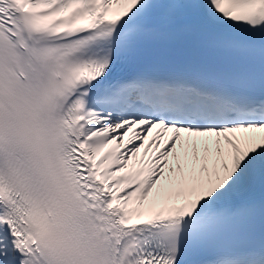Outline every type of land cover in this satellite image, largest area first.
<instances>
[{"label":"snow or ice","instance_id":"snow-or-ice-1","mask_svg":"<svg viewBox=\"0 0 264 264\" xmlns=\"http://www.w3.org/2000/svg\"><path fill=\"white\" fill-rule=\"evenodd\" d=\"M0 264H264V0H0Z\"/></svg>","mask_w":264,"mask_h":264}]
</instances>
